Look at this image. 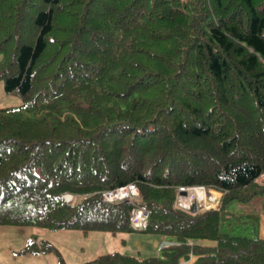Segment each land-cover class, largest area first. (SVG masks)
<instances>
[{"label":"trees","instance_id":"16d2710c","mask_svg":"<svg viewBox=\"0 0 264 264\" xmlns=\"http://www.w3.org/2000/svg\"><path fill=\"white\" fill-rule=\"evenodd\" d=\"M0 80L19 96L0 105V224L116 231L138 205L134 229L172 242L79 264H264V238L220 230L264 193V0H0ZM128 182L140 199L101 197ZM181 184L221 207H176Z\"/></svg>","mask_w":264,"mask_h":264},{"label":"rangeland","instance_id":"374dc122","mask_svg":"<svg viewBox=\"0 0 264 264\" xmlns=\"http://www.w3.org/2000/svg\"><path fill=\"white\" fill-rule=\"evenodd\" d=\"M18 103L19 96L16 93H7L4 90L3 80H0V105H15ZM256 180L264 184V174ZM202 185L205 184L190 186L195 188ZM180 186L182 184L177 186V190H180V194H184L187 191V186L184 185L186 189H180ZM209 187L214 193H219L220 206L215 207H221L224 193L221 189ZM257 204H263L264 208V193L258 194L246 202L238 199L230 200L221 209L220 230L233 235H255L253 230L256 219L248 215V212L252 211ZM42 241L53 244L57 248L55 253L65 258L68 263L79 264L105 252L118 251L139 257L159 255L161 247L170 241V237L161 233H145L134 228L116 231L104 229L84 231L78 227L47 228L1 223L0 264H46L43 253L48 251L39 248ZM27 248H30V250H27Z\"/></svg>","mask_w":264,"mask_h":264},{"label":"built area","instance_id":"2783aa9c","mask_svg":"<svg viewBox=\"0 0 264 264\" xmlns=\"http://www.w3.org/2000/svg\"><path fill=\"white\" fill-rule=\"evenodd\" d=\"M262 174H260V176ZM260 176H258L257 179L260 178ZM186 186L187 191L184 194H180V190H177L174 202L176 207L193 213L196 211L204 210L206 208H217L215 206H218L220 204L219 193H214L208 185L197 186L195 188H192L190 185ZM186 188L184 185L180 186V189ZM198 191L202 192L198 193ZM141 195V191L136 182H128L123 185L101 190V197L105 201L109 202L122 201L127 199L135 200L139 199ZM64 197L67 201H71L74 198V194L65 192ZM147 216L148 210L142 207H137L132 217V225L134 227H141ZM169 243L170 242H166V244Z\"/></svg>","mask_w":264,"mask_h":264},{"label":"crops","instance_id":"0c3cea01","mask_svg":"<svg viewBox=\"0 0 264 264\" xmlns=\"http://www.w3.org/2000/svg\"><path fill=\"white\" fill-rule=\"evenodd\" d=\"M262 205L263 204H257L256 207L252 209V211L248 212V215L253 216L256 219L253 233L264 238V208ZM43 254L46 258V264H58V255L55 253V251H48ZM196 258L197 256L195 255L189 259L187 263L192 264Z\"/></svg>","mask_w":264,"mask_h":264},{"label":"bare ground","instance_id":"6f19581e","mask_svg":"<svg viewBox=\"0 0 264 264\" xmlns=\"http://www.w3.org/2000/svg\"><path fill=\"white\" fill-rule=\"evenodd\" d=\"M202 191H198V193H201Z\"/></svg>","mask_w":264,"mask_h":264}]
</instances>
